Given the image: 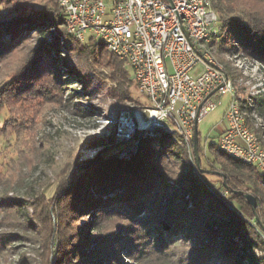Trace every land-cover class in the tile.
I'll return each mask as SVG.
<instances>
[{"label":"trees","instance_id":"16d2710c","mask_svg":"<svg viewBox=\"0 0 264 264\" xmlns=\"http://www.w3.org/2000/svg\"><path fill=\"white\" fill-rule=\"evenodd\" d=\"M212 6L218 16L219 35H229L237 49L264 64V0H214ZM0 13L5 14L0 16V61L28 45L32 32L43 36L46 28L59 27L54 43L42 42L30 49L27 63L13 82H7L12 83L10 87L6 85L0 92V106L14 96L13 91L25 92L32 81L40 85L46 81L43 95L59 101L62 77L57 52L62 40L71 42L77 51L98 53L107 68L106 77L113 83L111 95L136 100V83L125 62L102 40L89 37L79 42L66 33L57 0H0ZM32 88L40 87L34 84ZM253 103L257 112L264 114V99H244L249 125ZM163 135L171 141L157 152L154 144ZM159 136L141 137L128 159L116 154L105 157L104 148L91 160L76 161L52 196L39 193L18 199L0 193V210L20 223L24 238L39 241L44 264L124 263L121 254L144 256L154 264L167 260L170 264H264V211L258 207L264 205L263 174L225 154L214 142L209 144L210 158L203 165L197 130L199 171H219L224 181L214 175L221 183L256 197L253 211L242 193L231 192L230 198L240 203L239 209L233 208L208 191L203 177L213 174L202 173V179L191 170L178 172L177 164L187 163L191 155L179 134ZM84 214L86 225L72 226L70 219Z\"/></svg>","mask_w":264,"mask_h":264},{"label":"rangeland","instance_id":"374dc122","mask_svg":"<svg viewBox=\"0 0 264 264\" xmlns=\"http://www.w3.org/2000/svg\"><path fill=\"white\" fill-rule=\"evenodd\" d=\"M0 16L5 14L0 13ZM58 29L59 27L55 26L46 28L43 36L32 32L28 45L0 61L1 93L4 86L10 87V79L27 63L30 49L42 42L49 45L54 43ZM89 37L87 33L85 40ZM58 39L62 40L61 37ZM206 48L213 60L227 71L240 100L253 102L254 97L264 99V64L256 57L237 49L229 35H219L217 32L212 40L206 43ZM57 54L62 77L58 102L47 100L43 95L46 92L44 86L48 85L46 81L41 85L32 81L25 92L13 91L14 96L0 106V126L4 133L0 136L1 194L6 192V195L18 199L39 193L52 196L62 178L74 170L76 161L91 160L104 148L103 156L116 154L118 157L121 150L128 146L117 141L115 136L116 120L120 111L134 109L138 102L142 105L149 104L148 97L140 93L137 87L133 90L136 100L114 98L111 95L113 83L106 77L107 68L98 53H91L89 49L85 52L77 51L71 42L62 40ZM128 70L131 74V70ZM11 81L13 82V79ZM34 84L39 86L41 91L33 89ZM212 99L216 103L214 108L201 115L197 122L199 140L203 148V165L206 164L207 158H210V142L217 144L219 136L227 126L224 111L231 95L224 94ZM253 107L250 126L256 129L264 144V114L257 112L255 103ZM170 141L165 135L159 136L153 149L159 152L162 146ZM193 156L194 153L190 155L187 163H178L177 170H191L194 175L202 178L203 172L199 171ZM203 178L206 185L210 184L220 191L226 190L231 206L240 208V203L230 198L229 188L221 183L225 177L223 179L221 176V181L214 174ZM208 191L211 192L210 189ZM258 207L264 211V205ZM86 215L70 219L72 226L79 228L86 225ZM247 219L250 221L248 217ZM19 224L12 215L0 210V264H44L39 241L33 242L30 238H24ZM192 244L190 243L191 246ZM121 255L124 263L117 261L116 264H154L147 262L144 256L134 255L129 258L127 255ZM55 259L53 255L52 263ZM84 264L93 262L85 261ZM162 264L170 263L167 260Z\"/></svg>","mask_w":264,"mask_h":264},{"label":"built area","instance_id":"2783aa9c","mask_svg":"<svg viewBox=\"0 0 264 264\" xmlns=\"http://www.w3.org/2000/svg\"><path fill=\"white\" fill-rule=\"evenodd\" d=\"M213 1L57 0L66 32L79 42L87 33L102 40L125 62L138 91L149 99L148 105L120 111L115 136L128 145L120 158L130 157L141 137L174 132L192 155L195 123L214 108L212 97L230 94L218 148L264 176V145L247 122L232 79L206 48L218 32ZM207 186L230 204L226 190Z\"/></svg>","mask_w":264,"mask_h":264},{"label":"water","instance_id":"95a60500","mask_svg":"<svg viewBox=\"0 0 264 264\" xmlns=\"http://www.w3.org/2000/svg\"><path fill=\"white\" fill-rule=\"evenodd\" d=\"M193 149H194L195 160L198 163L199 156H198V150H197V123H195V129H194ZM201 172L209 173V174H215V175H220V176L223 177V179L225 177L224 174H222L221 172L216 171V170L202 169ZM229 190H230V192H233V193H242L243 197L245 198L246 202L251 206L252 210L253 211L255 210V208L257 206V200H256V197L253 194H251V193H243L241 191H233L230 188H229Z\"/></svg>","mask_w":264,"mask_h":264}]
</instances>
